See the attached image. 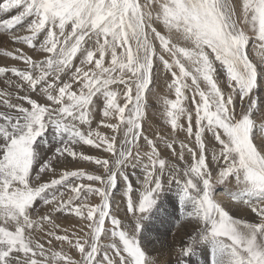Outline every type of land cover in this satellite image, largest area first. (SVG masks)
<instances>
[{"label": "snow or ice", "instance_id": "obj_1", "mask_svg": "<svg viewBox=\"0 0 264 264\" xmlns=\"http://www.w3.org/2000/svg\"><path fill=\"white\" fill-rule=\"evenodd\" d=\"M17 29L26 34H15ZM0 31L46 54L33 59L17 47L16 54L5 55L26 67H0V74L11 72L18 78L15 84L8 81L18 91L0 90V264H77L33 239V231H44L45 224L52 225L48 236L78 250L79 264H152L140 236L158 206L165 175L169 186H177L182 219L193 226L180 249L183 256L207 246L210 264H264V144L253 142L252 119L258 102L254 93L264 71L258 72L246 53L250 40L254 49L264 51V0H0ZM156 60L171 74L168 88L175 94V99L163 98L166 123L173 131L186 130L195 147L181 143L177 152L174 141L157 139L183 167L162 158L157 143L143 132L145 93L156 77ZM217 62L231 90L227 96L217 82ZM186 90L192 92L193 110L184 106ZM37 91L46 102L20 94ZM236 94L242 103L249 100L239 114ZM101 98L100 124L111 129L110 136L91 126ZM182 118L186 129L179 123ZM50 130L51 142L58 146L45 159ZM260 130L264 133V124ZM206 131L220 146L211 153L215 174ZM120 132L123 139L117 146ZM141 138L148 151L142 152ZM80 145L103 149L114 160L110 165L109 159L85 155L77 150ZM67 158L94 163L104 175L65 170L61 161ZM129 167L143 175L142 182L137 178L138 203L126 173ZM44 174L52 178L42 182ZM233 179L231 201L249 209L258 222L237 218L214 198L215 185ZM118 180L125 186L133 225L123 226L113 212ZM90 196H98L100 203L90 204ZM37 201L49 206L48 214L33 218ZM63 212L88 221L90 232L75 243L67 234L57 235L51 213ZM102 234L112 242L102 244Z\"/></svg>", "mask_w": 264, "mask_h": 264}, {"label": "rangeland", "instance_id": "obj_2", "mask_svg": "<svg viewBox=\"0 0 264 264\" xmlns=\"http://www.w3.org/2000/svg\"><path fill=\"white\" fill-rule=\"evenodd\" d=\"M232 2H233V4H239L240 0H232ZM15 14H16L15 11H13L11 13V15H15ZM241 26L246 28V31L249 32V35H252L250 29H247V27L244 26L243 24H241ZM161 29H162V25L158 26V30H161ZM17 31H21V30L17 29L15 32H17ZM23 33H22V35H23ZM2 35H4L3 37L6 40L2 44V47L5 45H9V44L12 45L15 43L12 40V33H6V32L3 33L2 31H0V37H2ZM42 38L43 37L41 36V39ZM8 42H11V43L8 44ZM253 43H254V41L250 40V43L246 49V53H247L249 59L257 66L258 72L264 71V63L261 62V56L264 55V51H262L260 49H254ZM15 44L16 45H14V46L18 47V43H15ZM157 46H158V42H157ZM22 49L26 55L32 56L33 59H43L44 55H46L44 53L39 52L38 49H30L26 45H24L22 47ZM3 54L5 55V51L1 48L0 49V55L2 56ZM14 54H16V53H14ZM5 58H8L9 60H14L12 57L6 56V55H5ZM14 61L16 62L17 60H14ZM17 63H18L17 68H20L23 70L26 67L22 61H17ZM74 64L77 66L79 65V58H77L74 61ZM154 72L156 73V77L153 81V84L150 85V91L145 93L146 106L144 109V119L142 120V128H143L144 134L147 135L150 139H153L157 143V146L158 145H164V143H162L160 140L157 139V135H159L160 137H163L166 140L174 141V146L179 145L181 143H187L190 146L195 147V144L193 143L194 137L189 138L186 130H182L180 128L173 131L171 128V125L166 123L165 117L163 115V107H164L163 106V98L175 99L174 91H172L168 88V84L171 82V74L164 72L163 67L158 60L155 61ZM8 76L12 80L17 78L11 72L8 73ZM216 77H217V82H218L219 86L222 88L225 95L227 96L231 90L228 88L227 77L224 74V72L219 68L218 62H217ZM64 79H67V77H64ZM187 82L189 84H191V79L189 78V80ZM258 83L261 85V87H259L257 90H255V93H254V95L258 101L257 102V108L254 109L253 113H252V119L255 122V127L253 129V142L255 144H257V146H261L262 142H264L263 141L264 133H262L260 130V126L262 124H264V110H263L264 109V78H258ZM201 87L206 89V86L204 85V83L202 81H201ZM74 88H75V86H74ZM36 94H37V96L39 95L38 97H41V95L39 94V91H37L36 93L29 92V95H31L32 98H34V99H37V98H35ZM185 94L189 97V99L184 101V106L186 108H188L189 110L190 109L193 110L194 105L191 103L192 92L190 90H186ZM197 99H199L198 96H197ZM42 100L43 101H41V100H38V101L41 103L46 102V98L42 97ZM120 102H121V104L123 103L122 100ZM234 104H235V110H236L237 114H239L244 108L247 107V105L249 104V100H248V98H245V100L242 103L240 101L239 95L236 94L234 96ZM25 106L30 107L29 105L26 104V102H25ZM102 109H103V101L101 98L100 100L97 101V110L94 113V119H93L91 126L94 129H98L104 135L110 136L113 134L111 129L105 128L100 124V121L103 119ZM159 120H160V122H159ZM143 121H145V122L143 123ZM113 122H115V121H113ZM186 122H187V120L184 118H182L179 122L180 124H182L184 126V129H186L185 127H187ZM152 128H153V130H152ZM151 130L153 132H151ZM193 130L195 131V119H193ZM122 139H123V132H120L117 135V146H119V142ZM49 140H50L49 146H48V148H46L44 150V158L45 159H47L49 156H51L55 150V147L58 146L55 143L51 142V130L49 132ZM204 140H205L206 149H207L208 161H209L210 167L213 169V172L215 174V172H217L218 169L216 168L215 163H213L211 161V153L214 150L218 151L220 146L214 140V138L210 132H207V131L205 132ZM82 146H84L83 147L84 149L82 148ZM82 146L81 145L77 146V150L84 152L85 155H87V153H88V155L97 157L99 159H109L110 165H111V162L114 160V157H112L111 154L104 152L103 149H97V148H93L91 146L88 147L87 145H82ZM139 146H140L142 152L145 151L144 148L148 149L143 138L140 139ZM158 149L161 152L162 158H165V159L171 161L170 156L166 154L167 151H162V149L160 147H158ZM172 162L177 163L176 161H172ZM61 164L63 165L65 170H76L78 168H83L86 172H88L90 174L104 175V170L101 167H99L98 165L91 163L89 161H83V160H79V159L72 160L71 158H67L65 160H62ZM183 166H184V164L181 165V167H183ZM36 170H38V166H36ZM60 170L61 169L58 168L57 172H59ZM136 171H137V169L132 170L131 167L126 169V173L129 176V180L131 181V183L133 185V189H134V192L132 194L133 199H134V201H136L138 203L140 192L137 190L141 189V183L137 182V178H139V180L142 182L143 177H140L139 173ZM51 178H52V176L50 174H44L42 176V182H47ZM164 181H165V187H164V191L161 195V199H162V196L164 194L166 195L167 193H169V197H170L169 201H170V199H171V201L170 202L168 201V205H170V203H172L173 201L175 204H177L178 203V197H177V186H176V184L173 183L171 186H169L167 184V177L164 178ZM84 182L85 183H93L94 186H96V187L100 186L98 184V182H89V181H84ZM124 187L125 186H124L123 182L121 180H118V187L113 190L112 209H113L114 214L117 215L118 218L121 219L122 225L123 226H129V225L134 224V220H133L131 214H128L127 210H126L127 209L126 198L123 195ZM171 189L175 190L176 196L171 194V192H170ZM234 191H236V185H235L234 179L230 180L229 182H225V184H216L215 188H214V198L217 199L218 201L222 202L224 205L234 204L233 201H231V199L229 197V193L234 192ZM88 202L90 204L95 205V204L100 203V198L98 196H90ZM77 203H79V201H77ZM117 205L119 207H117ZM234 207H236V208L239 207V208H238V210L237 209L233 210ZM242 207L241 206H226V208L232 209V210L230 209V214L235 215L237 218L245 219V220H248L249 222H258V218L255 216V214L251 213L249 209H246L244 207L242 208ZM48 208H49V206H45L42 201L35 202L34 208L32 210L33 218H36L38 215L48 214ZM239 209H241L242 212H241V210L239 211ZM179 211H181V210H179ZM175 214H176V212H175ZM51 216H52L53 223L58 225V227L55 229L56 234L57 235L67 234L70 238L73 239V243H75V238L83 237L86 232H90V229H88V227H87V224L89 222L82 220L81 218L75 216L72 213H67V212L51 213ZM171 221H172V219H171ZM168 222H169L168 219H167V221L163 220L162 224L163 223L166 224V226H165V228H167L166 233L172 237L171 241H176V240L178 241L180 238V232L182 230H185L186 228H189L192 226L187 219H182V217L179 219L173 220L171 223L169 222L170 224ZM106 227H108V228L111 227V224L109 221H106ZM51 229H52L51 224H45L44 225V231L34 230L33 231V239H36L39 242L43 243L46 248H51L54 251H62L66 255L70 256L74 261H76L77 264H79V262L81 261V255L78 252V250H76L74 247L69 245L67 242L62 243L60 241L55 240L54 237L48 236L47 232ZM141 233H142V235H141L140 239L142 242L141 245L143 247V232H141ZM73 234H75V236H73ZM109 236H110V234H109ZM49 240L52 241L51 244L48 243ZM111 242L112 241L108 237H105L102 234V236H101V243L102 244L107 245ZM146 254L148 255V257L151 256V253L149 254V252ZM101 256H102V253H101ZM98 259H100V257H98ZM178 261H179V259L177 261H174V263L178 262Z\"/></svg>", "mask_w": 264, "mask_h": 264}, {"label": "bare ground", "instance_id": "obj_3", "mask_svg": "<svg viewBox=\"0 0 264 264\" xmlns=\"http://www.w3.org/2000/svg\"><path fill=\"white\" fill-rule=\"evenodd\" d=\"M22 33H23L22 30L15 32V34H17V35H22ZM23 34H26V33H23ZM3 36L4 35H2V37H0V49L2 48L5 52L15 53V49L17 48V47L14 46V45H16L15 43L11 45V44H9L11 42H8L9 45L3 46L4 48L2 47V44L6 41ZM23 46L24 45H22V44H18L19 48H22ZM0 67H5V68L18 67V63H17V61L15 62L14 60H9L8 58H5V55L3 54L2 56L0 55ZM8 73L9 72L0 74V90H4V91H18L17 89H14V88L10 89L9 88L8 81L11 80L13 82V84H15V82L18 81V78L12 80V79L9 78ZM20 94L21 95L29 94V92L28 93L21 92ZM38 96L36 94L35 98H37L38 100L43 101L42 100V96L41 97H38ZM144 122L145 121H143V123ZM159 122H160V120H159ZM185 128H187V127H185ZM152 130H153V128H152ZM152 130H151V132H153ZM263 141H264V139H263ZM262 144H264V142H262ZM83 147L84 146H82V148ZM158 147H160L162 149V151H167L166 154L170 156L171 162L172 161H176L180 165L184 164V162L179 161L176 156H173L171 154L172 153L171 150L167 149L165 147V144L164 145H158ZM174 147L176 148V151L179 152L180 144L179 145H175ZM144 150L147 151L148 149L144 148ZM87 155H88V153H87ZM185 158H186V160H190V157L188 156L187 152H185ZM136 172L139 173L140 177H143V175H142V173H141L139 168H137ZM165 177H167V175H165ZM170 192H171V194L176 196L175 195V190L171 189ZM164 195L162 196V199L160 198V200L158 201L157 208L153 210V212L151 214L150 221L147 222V230L146 231H142L143 232V248L147 251L146 253H148V252H149V254L151 253V256H149V259L152 261V264H210V250H209V258L207 260H206V256H205V252H206V247L207 246H201V248H198L196 250V253L194 255L189 256V257L183 256L181 251H180V249H182L184 247V245L186 244V242L188 240V235L191 232H193V226H191L189 228L185 227L186 229L182 230L180 232V238H179L178 241L177 240L176 241H171L172 237L169 236L166 233V229H167V228H165L166 224H164V223L162 224V221L163 220L167 221V219H168V221L171 223L173 220L179 219L180 216H181V213H180L179 210H181V209H180V205H179V200H178V203H177L178 205L175 204L174 201L172 203H170V205H168V201H169V198H170L169 197V193H167L165 196ZM170 201H171V199H170ZM225 206H236V205H234V204H226ZM238 208L234 207L233 210L234 209L238 210ZM240 210L241 209H239V211ZM174 211L176 212V214H175ZM241 212H242V210H241ZM171 219H172V221H171ZM141 235H142V233H141ZM178 259H179V261L174 263V261H177Z\"/></svg>", "mask_w": 264, "mask_h": 264}]
</instances>
